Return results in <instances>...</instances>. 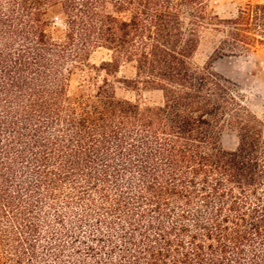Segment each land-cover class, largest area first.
<instances>
[{
	"label": "trees",
	"instance_id": "trees-1",
	"mask_svg": "<svg viewBox=\"0 0 264 264\" xmlns=\"http://www.w3.org/2000/svg\"><path fill=\"white\" fill-rule=\"evenodd\" d=\"M206 1L0 0V264H264V122L195 62L206 24L217 56L264 48V0L229 17ZM121 62L163 103L119 97L108 78L69 93L74 69Z\"/></svg>",
	"mask_w": 264,
	"mask_h": 264
},
{
	"label": "rangeland",
	"instance_id": "rangeland-1",
	"mask_svg": "<svg viewBox=\"0 0 264 264\" xmlns=\"http://www.w3.org/2000/svg\"><path fill=\"white\" fill-rule=\"evenodd\" d=\"M257 1L262 0H207L206 3L209 13L229 17L235 14L240 6ZM46 17L49 20L48 32L56 39L63 38L67 26L66 15L61 6L59 4L48 6ZM212 27L213 25L206 24L200 28L201 40L195 62L200 66L213 63V68L217 72L238 83L244 95V103L264 122V48L248 55L217 56L216 49L221 34ZM110 58V52L101 48L93 53L91 59L92 62L99 65L102 60H109ZM134 77L135 69L127 62H121L115 74L102 68L97 70L90 67H84V70L76 68L68 76L69 93L89 92V79L93 81L95 78L98 82H102L103 79L108 78L110 82H113L115 92L119 97L139 102L142 105L163 103V95L160 90L148 89L142 84L134 86L125 81V79ZM219 132L220 142L224 147L233 148L236 146L237 132L235 128L225 122L221 125Z\"/></svg>",
	"mask_w": 264,
	"mask_h": 264
}]
</instances>
